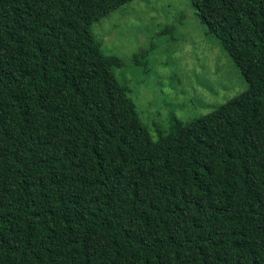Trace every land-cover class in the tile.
<instances>
[{"label": "trees", "instance_id": "trees-1", "mask_svg": "<svg viewBox=\"0 0 264 264\" xmlns=\"http://www.w3.org/2000/svg\"><path fill=\"white\" fill-rule=\"evenodd\" d=\"M132 0H0V264H264V0H192L247 89L153 139L91 24Z\"/></svg>", "mask_w": 264, "mask_h": 264}, {"label": "rangeland", "instance_id": "rangeland-1", "mask_svg": "<svg viewBox=\"0 0 264 264\" xmlns=\"http://www.w3.org/2000/svg\"><path fill=\"white\" fill-rule=\"evenodd\" d=\"M105 54L120 57L128 89L153 139L247 89L239 68L207 35L192 0H132L91 24Z\"/></svg>", "mask_w": 264, "mask_h": 264}]
</instances>
